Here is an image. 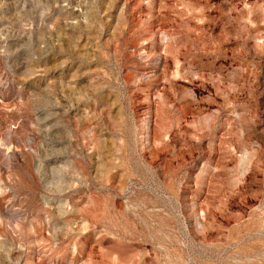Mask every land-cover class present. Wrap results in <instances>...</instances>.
Returning a JSON list of instances; mask_svg holds the SVG:
<instances>
[{
    "label": "rangeland",
    "instance_id": "1",
    "mask_svg": "<svg viewBox=\"0 0 264 264\" xmlns=\"http://www.w3.org/2000/svg\"><path fill=\"white\" fill-rule=\"evenodd\" d=\"M0 264H264V0H0Z\"/></svg>",
    "mask_w": 264,
    "mask_h": 264
}]
</instances>
